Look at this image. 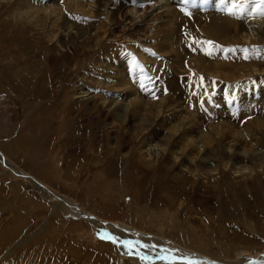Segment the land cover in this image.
<instances>
[{
    "label": "rangeland",
    "instance_id": "374dc122",
    "mask_svg": "<svg viewBox=\"0 0 264 264\" xmlns=\"http://www.w3.org/2000/svg\"><path fill=\"white\" fill-rule=\"evenodd\" d=\"M38 1L58 15L54 33L23 21L18 0H0V158L8 167L0 161V252L7 250L0 264H141L139 251L150 256L143 264H163L169 242L213 264L237 261L241 247L252 257L264 253V149L239 174L231 169L235 154L223 157L224 146L212 143L214 175L149 152L157 132L169 135L175 127L174 149L193 146L198 156L215 137L237 152L249 148L245 127L257 129L264 118V39L237 40L235 30L264 17V5L165 0L167 6L150 11L124 9L134 18L127 24L122 13L109 16L120 0H95L93 7ZM164 99L174 111L158 108ZM126 108L135 129L123 121ZM143 122L148 129L140 130ZM179 136L181 145L174 144ZM54 196L72 201L85 219ZM89 218L132 230L119 236L132 246L119 250L102 240ZM96 228L111 236L108 227ZM55 250L57 261L49 255Z\"/></svg>",
    "mask_w": 264,
    "mask_h": 264
},
{
    "label": "bare ground",
    "instance_id": "6f19581e",
    "mask_svg": "<svg viewBox=\"0 0 264 264\" xmlns=\"http://www.w3.org/2000/svg\"><path fill=\"white\" fill-rule=\"evenodd\" d=\"M93 1L95 0H82L81 3H75L73 2L72 4H83L85 3L87 5V7H93L94 6V3ZM126 1L125 3H123L121 0L118 2V9L115 8L112 12V13H109V16L111 18H113L112 16L113 15H116V16H120L121 13L123 14L122 17L124 18V20L128 21L127 24H130L134 18H128L129 15L127 12H123L124 9L126 10L128 7L130 6H133L136 10H144V11H150L153 9L154 6H156L157 8H161V7H164V6H167L166 1L165 0H124ZM134 1L138 2V4H135ZM18 5H19V12H20V17L23 21H25L28 25L32 26V27H36V28H40L42 30H47L48 32L49 31H52L54 29H57L59 27V25L57 24V21H58V15H55L53 14L52 12H50L49 9L43 7V3L38 1V0H18ZM138 5V6H137ZM50 7H55V4L54 3H51L49 5ZM74 13H76L77 15H80V16H83V17H87L88 15L87 14H84L83 13V10L82 9H73L72 10ZM131 16L135 17L136 13H130ZM107 15V18H108V13L106 14ZM164 17L167 18V21L169 22L171 20V18L173 17V9L171 7H168L167 8V12L166 14L164 15ZM89 18V17H87ZM212 31L213 32H216V30L219 28V24L217 22H214L212 21ZM241 27H240V31H238L237 29L235 30V35H236V38L237 40H239V38L241 37V39H244L245 41H256L257 39L255 38H259L260 40L261 39H264V17H260V18H257V19H251V22L247 23L246 24V21L244 23H241ZM246 24V26H245ZM61 26H65V23H62ZM232 26V25H231ZM236 26V25H235ZM237 26H240V25H237ZM236 26V27H237ZM102 28V31L105 30V36L108 37V38H112L110 32L107 33V28L105 27H101ZM245 28V30H244ZM52 36V35H51ZM54 39L56 38V35H53L52 36ZM107 38V39H108ZM129 41V40H128ZM257 42V41H256ZM264 71L261 70L260 73H262ZM83 94V98H87L89 93L87 94L82 92ZM93 98V97H92ZM105 103V102H104ZM102 102V105H108V104H104ZM112 108V107H111ZM158 108L164 112H169V111H174V108L171 107V104L168 100L164 99L162 100L161 102H159L158 104ZM127 109V108H126ZM125 109V110H126ZM46 111V110H44ZM123 111V109H121L119 112ZM43 112V111H42ZM41 113V112H40ZM44 113V112H43ZM123 121L129 126V128H134L135 129V124H136V121L137 119L135 118L134 115H132L130 112H128V109L126 111L123 112ZM121 117V116H120ZM121 118V120H122ZM145 118H148L149 120L152 118V116L148 113L147 116ZM143 118V119H145ZM120 119V118H119ZM258 122H259V127L257 129L253 128V127H250V126H247L245 127L244 129V135H245V138H247L248 141H250V143H248V146L249 148H244L242 149L240 152H237L235 149V146H231V145H228L227 143H225L223 140H221V138L219 137H215L213 138L212 142L210 143H206V142H203L202 143V151H203V155L204 156H198L199 153H197V155L195 154L194 152V148L193 146H190V147H185L184 149H179V148H175L174 149V145L171 143L172 141V138L174 136H176L178 133H179V128L178 127H175V128H172L173 129V132H171L169 135H161L159 132H157V134L155 135L154 138H157L158 141L156 143L158 144H154V146L156 145V147L153 149L151 148L150 149V153L152 154L153 152V155L158 156L159 155V152H162V153H168L169 155L173 156L175 158V160H184L185 162H189L191 165L194 166V168L200 172L201 175L205 174V175H214L216 173L215 170H213L214 168V164L216 163L215 160H214V152L213 150L209 149L210 146L212 143L214 144V148H218L220 146H224L222 151H221V155H223V157L227 156V155H233L235 154L236 158L233 160V164H232V170H234V172L236 173H239V174H245L246 173V167H244L243 165L241 164H245V163H254L256 160H257V151H259L260 149H264V146L263 147H259L258 145L259 144H262L264 142V138L263 137H260L259 135L261 133H264V118L262 117H259L257 118ZM124 123V124H125ZM120 126V125H119ZM113 128H115L113 126ZM112 128V129H113ZM144 128L148 129L147 125L143 122L141 125H140V130H143ZM125 129V128H124ZM127 129V128H126ZM125 129V130H126ZM121 130H123L121 128ZM124 130V131H125ZM132 130V129H131ZM116 131V130H115ZM155 131V129H153L151 131V133H153ZM112 133V132H111ZM240 133H243V131H241ZM126 137V135H125ZM155 142V141H154ZM152 143V141H151ZM181 136H179L178 138H176V140L174 141V144H179L181 145ZM227 144V145H226ZM234 144L236 145H239L237 142H234ZM226 145V146H225ZM153 146V145H152ZM153 146V147H154ZM147 147V146H146ZM246 147V146H245ZM190 148H193V150H190ZM146 149V148H145ZM148 149V148H147ZM197 149H200V148H197ZM146 151V150H145ZM148 151V150H147ZM192 152H194V154L192 155ZM149 153V154H150ZM143 154V153H142ZM145 154V153H144ZM148 154V155H149ZM1 155V154H0ZM152 155V156H153ZM162 155V154H161ZM168 155V156H169ZM140 156V154H139ZM167 158V157H166ZM154 159V158H153ZM155 160V159H154ZM172 160V159H171ZM173 160V161H175ZM0 161L3 163V165L5 167L6 164L4 162V159H2V157L0 158ZM147 161V160H146ZM150 162H151V159H150ZM143 163H145L143 161ZM179 164H182V163H179ZM176 165V164H175ZM183 165V164H182ZM3 166V167H4ZM184 166V165H183ZM185 167V166H184ZM263 167H264V163H263ZM178 168V167H177ZM8 169V167H7ZM11 170V169H9ZM200 170V171H199ZM16 171V170H15ZM18 171V170H17ZM17 174L21 175V176H24V174L20 173V171L17 172ZM26 177V176H25ZM30 179H33V182L34 183H38L39 185H42L41 183H39V181L35 180L34 178H32L31 176H29ZM182 182V181H180ZM44 187V186H43ZM160 187V186H159ZM138 189V188H137ZM140 191V190H139ZM138 192V191H137ZM53 196V195H51ZM53 199V198H52ZM54 199L55 196H54ZM63 199L64 198H58L56 199L58 202H60L61 204H63L64 206H67V207H70L71 210H74L77 214L76 216H83L82 212L80 211V209L78 208V206L76 204H73L72 201L70 200H67V199H64L65 202H63ZM248 201V200H247ZM168 202V201H167ZM247 203V202H246ZM169 205L172 204V202H168ZM57 205V204H56ZM168 205V206H169ZM174 206V205H173ZM170 207V206H169ZM57 208H60L58 205L56 207ZM221 210H224V207H220ZM64 211L68 213L69 211V208H66L64 207ZM162 211V210H161ZM159 211V212H161ZM168 211V210H167ZM226 211V210H225ZM229 211V210H227ZM163 212H165L163 210ZM230 212V211H229ZM162 214V213H161ZM166 215V213H164ZM138 215V214H137ZM221 218L223 217L222 215H220ZM91 221H94L92 220L91 218H89ZM173 220V219H172ZM201 221V220H200ZM95 224H97L98 226L96 227H99V228H104V227H108L109 228V232L111 234L112 237L114 238H119V236H125L124 232H129V233H135L133 232L132 230H129V229H125L124 226H118L115 224L116 227L113 228V226H110L111 224H103L99 221H94ZM162 222V221H161ZM230 223V222H229ZM151 225V224H150ZM246 225V224H245ZM24 226V224H23ZM164 226V225H163ZM243 226V225H242ZM78 227L81 228L80 224H78ZM160 227V226H159ZM244 227V226H243ZM162 228V227H161ZM239 228V227H238ZM248 228V227H247ZM160 229V228H159ZM246 229V228H245ZM240 230V228H239ZM160 232V231H159ZM244 232V231H243ZM136 235H138L139 237H144V238H148V239H151L153 241L154 244H156V238L155 237H147L146 234H140V233H137ZM196 235V234H195ZM238 236H240L242 238V234H239ZM17 237V236H16ZM164 237V236H162ZM137 238V237H136ZM161 238V237H160ZM8 239V238H7ZM6 239V240H7ZM10 239V238H9ZM15 239V238H14ZM13 239V240H14ZM120 241L117 240L116 244H118V249L119 250H122L125 248V250H129V246L126 245V244H123L121 243V241H124V239L122 238H119ZM126 239V238H125ZM141 239V238H140ZM5 240V241H6ZM25 240V238H24ZM23 240V241H24ZM133 240V238H132ZM139 240V239H138ZM160 241V239H158ZM1 241V240H0ZM12 241V239H11ZM22 241V242H23ZM39 241V240H38ZM127 241V240H126ZM147 241V240H146ZM167 241V240H166ZM4 242V241H3ZM2 242V243H3ZM9 242V241H8ZM21 242V243H22ZM149 242V241H148ZM163 242V241H162ZM161 242V243H162ZM10 243V242H9ZM21 243H17L16 247H20V244ZM41 243V242H40ZM168 243V242H167ZM37 244V243H36ZM99 244H102V243H99ZM147 244V243H146ZM5 245V244H4ZM148 245V244H147ZM150 245V244H149ZM1 246V244H0ZM38 246V245H37ZM167 247V256L165 257L166 260H164V263L163 264H170V263H173V264H188L189 261H193L194 264H213L211 259L205 257V256H202V255H199V254H194L190 251H186V250H183V248H178V246H173L172 244H170L169 242V245L166 246ZM4 248V247H3ZM6 249V247H5ZM55 249V248H54ZM53 249V250H54ZM19 250V249H18ZM51 250V249H50ZM49 250V251H50ZM155 250V249H154ZM7 251V250H6ZM5 251V252H6ZM15 250L11 249V253L14 252ZM48 251V252H49ZM136 251H139L138 249H136ZM148 251V249H147ZM152 251V250H151ZM1 253L0 252V255H3V257H5L4 253ZM21 252V251H19ZM18 252V253H19ZM24 252V251H23ZM58 250H55L53 251L50 255L51 258H53L54 260L57 261V259H59L57 257L58 255ZM122 252V251H121ZM130 252V251H129ZM8 253V252H7ZM18 253L16 255H18ZM22 253V252H21ZM25 253V252H24ZM34 253V252H33ZM62 254L66 253V251H63L61 252ZM239 253L241 255V257L239 259H237V261H234L232 264H251L252 261H256V263H261L262 260H264V257L259 255V256H250V255H254L253 252H248L247 250H245L244 248L241 247V249L239 250ZM13 254V253H12ZM36 254V253H35ZM34 254V256H35ZM133 254V253H132ZM15 255V256H16ZM30 255V254H29ZM141 255V257L139 256ZM143 255V256H142ZM164 255V254H162ZM169 255V256H168ZM6 256H8L6 254ZM11 256V255H10ZM60 258H61V255H58ZM136 256V255H135ZM149 255H147L146 253H143L142 252H138L137 253V257L139 258H142V259H145L146 263H147V259H150L149 257H147ZM21 257V255L18 257V259ZM37 257V256H35ZM175 257H178V259H176ZM28 258V257H27ZM32 258V257H31ZM34 258V257H33ZM32 258V259H33ZM160 258V257H159ZM163 258V257H162ZM192 258H194L192 260ZM22 259V258H21ZM31 259V260H32ZM261 259V260H259ZM35 260V259H33ZM132 260V259H130ZM138 260V259H137ZM161 260V259H160ZM3 261V260H2ZM1 261V263H2ZM11 261V260H10ZM13 261V260H12ZM47 261V260H46ZM154 261V260H153ZM158 261V260H157ZM24 262V261H23ZM150 262L152 263V259L150 260ZM55 264H62V261L58 260L57 262H53ZM215 263V262H214ZM231 262H226V261H221L220 263L218 264H230ZM255 263V264H256ZM4 264H9V261H4ZM11 264V263H10Z\"/></svg>",
    "mask_w": 264,
    "mask_h": 264
},
{
    "label": "snow or ice",
    "instance_id": "6c2138e0",
    "mask_svg": "<svg viewBox=\"0 0 264 264\" xmlns=\"http://www.w3.org/2000/svg\"><path fill=\"white\" fill-rule=\"evenodd\" d=\"M185 2L187 3V0H185ZM261 5H264V0H259V3L256 5V7H257V8H260ZM233 7H235V5H233ZM229 14H234V13L231 11V9L229 10ZM261 14L264 15V11H262ZM209 43H210V42H209ZM104 238L111 239L114 243L117 242L116 238L111 237V236H108L107 234H106V236H105ZM121 243L126 244V245H128L129 247L132 246L131 241H121ZM137 243H139V242H137ZM188 264H194V262H193V261H189Z\"/></svg>",
    "mask_w": 264,
    "mask_h": 264
}]
</instances>
